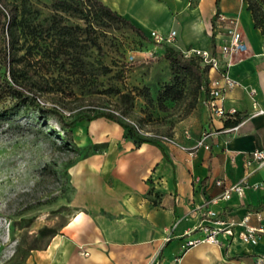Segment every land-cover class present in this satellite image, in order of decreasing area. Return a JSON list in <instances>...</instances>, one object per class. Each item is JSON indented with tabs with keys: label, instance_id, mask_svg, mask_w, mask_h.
I'll list each match as a JSON object with an SVG mask.
<instances>
[{
	"label": "crops",
	"instance_id": "obj_1",
	"mask_svg": "<svg viewBox=\"0 0 264 264\" xmlns=\"http://www.w3.org/2000/svg\"><path fill=\"white\" fill-rule=\"evenodd\" d=\"M124 16L150 38L151 32L174 30L177 50L211 51L235 85L222 98V106L235 116L209 119L201 100L199 123L176 134L173 142L137 144L123 138L114 122L98 118L79 123L74 133L79 145L107 143L102 151L77 160L70 168L73 216L52 237L46 250L34 254L36 264H253L264 256V167L246 164L255 149H264V35L255 28L246 0H99ZM218 14L236 17L244 50L219 53L227 24ZM215 15V16H214ZM214 16V36L211 18ZM162 48V46H154ZM208 70L205 80L218 78ZM235 124L225 125V121ZM236 129L226 132V129ZM97 137L90 143L86 129ZM212 131L198 145L204 130ZM189 133L185 136L184 132ZM220 181L221 184H217ZM241 184L243 194L222 198L225 189ZM216 213L204 216L198 206ZM262 229L255 245L238 237V223ZM233 226L235 236L220 233L219 243L201 242L182 249L201 235L202 223Z\"/></svg>",
	"mask_w": 264,
	"mask_h": 264
},
{
	"label": "rangeland",
	"instance_id": "obj_2",
	"mask_svg": "<svg viewBox=\"0 0 264 264\" xmlns=\"http://www.w3.org/2000/svg\"><path fill=\"white\" fill-rule=\"evenodd\" d=\"M250 1L264 31V0ZM7 2L17 4L21 27L8 66L0 42V264H36L34 254L46 250L76 210L70 168L107 146L91 143L97 137L88 128L91 144L80 146L77 124L112 112L125 126L116 123L124 139L159 144L158 137L199 123L201 96L199 81L165 60L164 44L104 16L92 0ZM15 79L33 82L28 95L36 94L39 107L5 89ZM74 120L68 139L65 123Z\"/></svg>",
	"mask_w": 264,
	"mask_h": 264
},
{
	"label": "built area",
	"instance_id": "obj_3",
	"mask_svg": "<svg viewBox=\"0 0 264 264\" xmlns=\"http://www.w3.org/2000/svg\"><path fill=\"white\" fill-rule=\"evenodd\" d=\"M218 19L227 24V29L224 32L222 37H219L220 42L216 44L219 53L225 55H232L244 50V43L240 36V33L237 30V19L236 17H227L222 14H218ZM176 32L174 30L170 31L167 34H160L156 32H151L150 38L156 44L172 45L175 41ZM183 57H195L198 59L199 64L202 68H207L208 70H216L219 73L218 78H215L209 82H206L202 86V103L205 105L208 111L209 119L214 118H227L232 117L236 114L234 109L226 111L221 102L224 93L231 89L235 82L228 76L225 68L220 66L218 58L209 50L197 49V48H188L180 50ZM236 127L226 129V132L232 131ZM212 131L204 130L201 133L200 140L198 145H205L204 141L209 138ZM185 136H188L187 131L184 132ZM161 142H173L172 138L167 136L158 137ZM246 164H256L257 168L264 167V149H255L250 154L246 160ZM217 184H221L220 181H217ZM245 187L241 184L233 185L224 190L222 198H229L232 193L243 194ZM215 199L204 202L202 205L198 206V210L202 211L204 216H215L216 213L210 209H206L209 203H214ZM220 223L219 220L214 222V225L207 226L205 224H198L194 230L201 232V235L195 238L188 239L181 247L185 249L187 247L193 246L197 243L208 242V243H219L218 236L220 233L231 236H235L233 226H227L220 228L217 226ZM241 230L238 233V237L249 244L255 245L257 243V233L262 232V229H256L248 225V216H245L239 223ZM150 264H158L157 258L153 260ZM253 264H264V256H257Z\"/></svg>",
	"mask_w": 264,
	"mask_h": 264
},
{
	"label": "trees",
	"instance_id": "obj_4",
	"mask_svg": "<svg viewBox=\"0 0 264 264\" xmlns=\"http://www.w3.org/2000/svg\"><path fill=\"white\" fill-rule=\"evenodd\" d=\"M95 5L98 7L100 12L110 18L114 19L116 21L122 22L126 25H128L133 31H135L138 35H140L143 38H147L146 35L138 29L136 26H134L128 19H126L124 16L118 14L117 12L113 11L110 7L104 5L99 0H92ZM248 4V10H250L252 14V19L254 21L255 28H258L261 30L262 34L264 35V31L262 30V23L263 18L258 16V7H255L254 4L250 0H246ZM215 8H216V14L218 12V4L219 0H215L214 2ZM20 15L18 11V6L14 2H7V0H0V42L7 48L3 49V63L8 66L12 61H15V42H16V32L17 27H21V20L18 21V16ZM215 16V15H214ZM214 16L211 18V37L214 36ZM23 30V28H22ZM164 58L166 61H168L173 67L181 70L182 72H185L186 74L192 75L199 81V90H200V96L202 98V86L205 85L206 80L204 78V74L207 72V68H202L199 64V61L195 57H188L185 58L181 54L180 50L174 49L168 45L164 46ZM31 79L33 77L31 76ZM33 85V82L29 79H26L25 81L18 82L16 79L13 81L12 84L5 81V89L12 92L14 95H16L20 100L31 106V107H39L35 96L36 94L28 95L30 86ZM39 87L41 89H44L39 84ZM172 87H167L164 92L168 93V91H171ZM235 116V115H234ZM106 118L110 121H113L115 123H118L122 127H125L121 123H119L117 117L112 113H98L94 115L92 118H87L88 121L96 119V118ZM60 122L64 124V121H62L59 118ZM77 122V120L70 121L68 123H65L64 128V134L68 139H71L72 137V130L71 128L74 126V124ZM237 122V119H233L232 122L225 121V125L228 126L230 124H235ZM134 142L137 144L149 142L145 139H140L137 137H133Z\"/></svg>",
	"mask_w": 264,
	"mask_h": 264
}]
</instances>
